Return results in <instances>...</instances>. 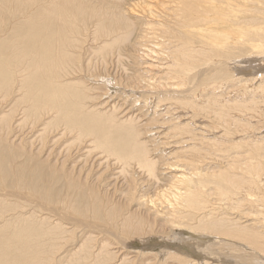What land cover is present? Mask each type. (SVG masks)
<instances>
[{"label":"bare ground","instance_id":"bare-ground-1","mask_svg":"<svg viewBox=\"0 0 264 264\" xmlns=\"http://www.w3.org/2000/svg\"><path fill=\"white\" fill-rule=\"evenodd\" d=\"M0 103V264H264V0H0Z\"/></svg>","mask_w":264,"mask_h":264},{"label":"rangeland","instance_id":"rangeland-1","mask_svg":"<svg viewBox=\"0 0 264 264\" xmlns=\"http://www.w3.org/2000/svg\"><path fill=\"white\" fill-rule=\"evenodd\" d=\"M109 54H111V53H109ZM91 57V60H90V66H91V71H89V73L88 74H91V76L92 77H94L95 75L94 74H102V75H104L105 76V74H106V76L105 77H107V76H113V78H117V81L118 82H115L114 80H113V82H114V86L113 85H110L111 83H109L108 84V82L107 83H104L103 81L101 82V80L103 79V78H100L101 80H100V83L102 84V86H99V85H97L98 87H99V90H97V91H100V93H104V95H107V96H105L104 98H103V101L108 105V104H110V105H113V103H115V104H117L118 105V103H120V105H124V106H126V108H127V111H129L130 110V108H131V110L129 111V112H131V114L132 115H139V113H142V112H140V110H139V108L137 107V106H135V104H133L132 103V101H131V99L129 98V97H123L122 98V96H120V95H118V92H120V91H122L123 92V89H125L127 86H128V84H126V83H129V80L128 79H126V76H127V74H125V66L127 65V66H129V63H127V60H122L121 62H117V61H115L114 63L112 62L111 64H109V69L107 68V70L105 71V69L103 68V65L101 64V63H99L100 62V59L98 58L97 59V57H96V55L95 54H92L91 53V56L88 54L87 55V57H86V59H88V58H90ZM96 57V58H95ZM82 56L78 59V62L79 63H83V64H85V66H87L88 65V63H89V61H86L85 62V57H83L82 59ZM84 60V61H83ZM83 61V62H82ZM95 62V63H94ZM122 63V64H121ZM96 64V65H95ZM126 64V65H125ZM102 65V66H101ZM123 65H124V67H123ZM84 66V67H85ZM116 67V68H115ZM123 67V68H122ZM114 69V70H113ZM120 69V70H119ZM124 70V71H123ZM105 71V72H104ZM114 72V73H113ZM94 73V74H93ZM111 73V74H110ZM123 73V74H122ZM121 74H122V76H121ZM85 75V74H84ZM120 75V76H119ZM87 76H89V75H87ZM91 76H89V77H91ZM123 76H125V78L123 77ZM125 79V80H124ZM86 85H89V86H91L90 84V82H87L86 81V83H85ZM109 85V87H108V85ZM122 84V85H121ZM124 84V85H123ZM117 85H119V88H117ZM121 86H122V88H121ZM125 86V87H124ZM106 88V89H105ZM109 89V90H108ZM112 89V90H111ZM111 90V91H110ZM109 91V92H108ZM106 92V93H105ZM117 92V93H116ZM131 93H133V91H130ZM114 93L117 95H114ZM125 93V92H124ZM110 94H111V96H110ZM119 99V100H118ZM121 99V100H120ZM126 99V100H125ZM106 100V101H105ZM129 100V101H128ZM109 101V102H108ZM123 103H125V104H123ZM132 103V104H131ZM130 106V107H129ZM2 107H1V103H0V111L2 110L1 109ZM5 111H10V109H7V110H5ZM133 111V112H132ZM136 113H135V112ZM151 113V112H150ZM145 114V113H144ZM146 117V115L145 116H143L142 117V121L143 122H148V120H149V116L147 115V117ZM30 121V120H29ZM28 121V122H29ZM27 122V124H28V126H29V123ZM153 124V123H152ZM154 124H156V123H154ZM27 126V127H28ZM145 126H142L141 125V128H144ZM149 127H150V125H149ZM137 128H140V125L139 124H137ZM154 133V132H153ZM146 134H144V136L143 137H145L146 138ZM154 139H156V137H153V139L151 140V143H150V148H151V150H152V153H154V151L156 150V148H158V149H161L164 145L163 144H161L160 142H158V140H156V141H154ZM164 144H165V142H164ZM154 150V151H153ZM160 151V150H159ZM112 159H113V157L111 158V160H110V162L111 163H113V161H112ZM1 161L4 163V160H3V158L1 159ZM115 165V164H114ZM115 166H117V164L115 165ZM118 167V166H117ZM105 170H107V169H105ZM130 170V169H129ZM108 171H109V173H108ZM111 171H113V172H117V173H113V172H111ZM104 172L106 173V174H104ZM103 173H99V172H97V171H95L94 172V175L96 176H98V177H100V180H102V179H104L103 181L105 182V181H107L108 179L110 180H108L107 182L108 183H117L118 181H120L121 183H122V180L125 178V176H126V174L124 175V174H121L120 173V170H112L111 168L109 169V170H107V171H104ZM142 172V171H141ZM110 173H111V175H110ZM93 175V176H94ZM109 175V176H108ZM121 175V176H120ZM123 175V176H122ZM96 176V177H97ZM105 176V177H104ZM145 176V173H143V175L140 177L141 179H145L146 178V176ZM103 177V178H102ZM108 178V179H107ZM112 178V179H111ZM115 178H116V180H115ZM107 179V180H106ZM114 179V180H113ZM148 179V178H147ZM163 179V178H162ZM164 180V179H163ZM113 181V182H112ZM115 181V182H114ZM149 182H154V179L152 178L151 180L149 179ZM120 183V184H121ZM162 183H166L165 181L163 182L162 181ZM118 184V183H117ZM119 184V190H121V191H119L118 190V194H117V197H119L120 196V199L118 198V200H119V203L121 202V203H123V201L124 202H126L125 201V198L127 197V189H128V187H129V185L128 184H124V187L122 188V186H123V184L122 185H120ZM118 186V185H117ZM125 186H126V188H125ZM125 188V189H124ZM19 191H21V193H24L23 191L24 190H22L21 188H19L18 189ZM101 192H102V190H101ZM119 192H123L124 194H122L121 195V193H119ZM117 197H116V199H117ZM18 198H9V200L7 201V202H5V207L4 206H0V210H1V212H3V215H9V213L11 212V211H14V210H25V209H23V207H25L26 206V203H24V199H18ZM124 199V200H123ZM21 200V201H20ZM19 204V205H18ZM134 206V205H133ZM25 212V211H24ZM2 214V213H1ZM11 214V213H10ZM178 231V232H177ZM177 231H175V233H174V235H179V233H180V230H177ZM184 231H186V230H184ZM188 232V231H187ZM188 235H189V233H187ZM155 235H153V236H151L152 238L151 239H147L145 242L143 241V242H138L137 240H134V242H130V244L128 243V247H127V249L128 250H130V251H132V252H139V251H146L147 253H153L152 255H157V257H160V256H162L161 254L163 253L162 252V244H170V245H174V244H176V245H179V247L180 248H183V247H186L187 248V250L189 249V251L192 249V251L191 252H193V253H189L188 255H185V254H183L182 252H185L186 250H179V252H177L176 254H178V255H182L183 257H185V256H188L187 258V260L188 261H190V262H192V260H194L195 262H197V260L198 259H196L197 257L198 258H203V256L205 255V254H203V252H202V249L201 248H199V246H196V243H199L195 238H193V237H191V239H189L188 241H186L185 243H186V246H185V244H183V243H180V241H169V240H167V238L164 236V235H161V236H155ZM162 237H164V238H162ZM187 237V236H186ZM169 239V238H168ZM138 242V243H137ZM204 242V244L206 243L205 242V240L203 241ZM202 242V243H203ZM146 243H147V245H146ZM157 245H156V244ZM190 244V245H189ZM200 244V243H199ZM130 245V246H129ZM152 245V246H151ZM143 246H145L144 248H143ZM146 248H148V249H146ZM193 248H195V249H193ZM163 249H165V247L163 248ZM176 250H178V248H175V250L173 251L172 250V252H174V254H175V251ZM153 251V252H152ZM162 252V253H161ZM190 254L192 255H194V257H193V255L190 257ZM185 255V256H184ZM197 256V257H196ZM208 257V258H210L209 256V254H206L205 255V257ZM163 257V256H162ZM159 259V258H158ZM155 261V260H154ZM210 262L211 263H213V261L212 260H210Z\"/></svg>","mask_w":264,"mask_h":264}]
</instances>
